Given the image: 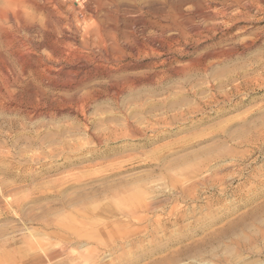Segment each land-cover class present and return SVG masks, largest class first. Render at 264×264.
<instances>
[{
    "label": "rangeland",
    "instance_id": "374dc122",
    "mask_svg": "<svg viewBox=\"0 0 264 264\" xmlns=\"http://www.w3.org/2000/svg\"><path fill=\"white\" fill-rule=\"evenodd\" d=\"M0 264H264V0H0Z\"/></svg>",
    "mask_w": 264,
    "mask_h": 264
},
{
    "label": "bare ground",
    "instance_id": "6f19581e",
    "mask_svg": "<svg viewBox=\"0 0 264 264\" xmlns=\"http://www.w3.org/2000/svg\"><path fill=\"white\" fill-rule=\"evenodd\" d=\"M247 2V1H246ZM141 51V50H140ZM53 70V69H52ZM52 72V71H51ZM54 72V71H53ZM68 74V73H67ZM53 76V75H52ZM57 77V76H56ZM52 79H54V78H52Z\"/></svg>",
    "mask_w": 264,
    "mask_h": 264
}]
</instances>
